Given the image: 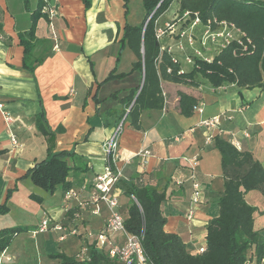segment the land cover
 Returning a JSON list of instances; mask_svg holds the SVG:
<instances>
[{"label": "crops", "instance_id": "1", "mask_svg": "<svg viewBox=\"0 0 264 264\" xmlns=\"http://www.w3.org/2000/svg\"><path fill=\"white\" fill-rule=\"evenodd\" d=\"M38 1L28 0L26 10L23 0H0V151H4L0 156V203L6 202L9 207L7 214L0 215V229L16 221L29 224V217L42 211L41 218H48L51 225L79 228V234L57 240L63 247L55 253L70 255L67 250L75 246L81 249L87 241L86 233L101 230L108 216L103 204L98 214L80 204L89 199L92 177L104 171L103 142L119 121L123 109L119 99L131 89H139L144 79L142 72L132 71L135 57L121 38L124 26L139 25L145 12L141 0H129L127 8L122 0H90L88 8L83 0H43V7L56 12L52 18L44 12L36 22L32 55L42 61L31 74L21 68L23 47L18 34L30 27ZM120 73L125 75L110 77ZM205 82L199 80L193 91L200 97L202 112L194 110L189 118L178 111L180 87L164 82V108L142 111L140 130L123 123L116 161L122 170L119 181L165 191L161 205L166 219L164 230L178 234L191 254L206 246L207 222L218 215V200L224 190L221 156L212 141L206 142L207 134L228 138L264 166V93L257 87L239 88L234 83L208 88ZM41 108L47 127L54 131L52 136H44L36 128L35 115ZM3 111L10 115L11 122L5 121ZM214 115L220 116L218 127L207 129L200 124L203 118ZM11 136L17 140L16 145ZM48 147L72 150L79 157L76 163L82 171L70 178L76 195L67 203L60 189L47 194L26 176L28 169L45 157ZM143 147L151 150L144 165L135 155ZM190 166L201 186L202 201L187 219L193 204ZM112 193L117 195L119 211L125 218L130 198L117 184ZM30 194L42 197L33 212ZM244 197L257 208L254 228L264 235V197L257 190L246 192ZM257 203L263 205L259 208ZM15 210L19 218L11 221L9 215ZM33 224L35 228L39 223ZM114 237L121 240L119 233ZM20 243L23 248L29 244ZM36 244L40 249L44 246L43 241ZM9 250L0 252V256ZM51 258L45 264H58V259Z\"/></svg>", "mask_w": 264, "mask_h": 264}, {"label": "trees", "instance_id": "2", "mask_svg": "<svg viewBox=\"0 0 264 264\" xmlns=\"http://www.w3.org/2000/svg\"><path fill=\"white\" fill-rule=\"evenodd\" d=\"M127 8L129 0H122ZM85 8L90 0H83ZM173 0H141L145 15L139 25L126 24L121 41L133 53L135 60L132 71L143 74L142 85L131 89L119 99L123 105L119 121L128 122L129 127L140 130V115L144 110H160L165 106L163 84L170 82L180 87L178 90V111L188 117L199 105L200 97L193 93L198 87V76H202L212 87L234 83L239 88H259L264 93V1L262 0H179L181 10L198 12L203 19L216 17L235 25L243 32L244 46L233 42L212 60L200 62L190 70L179 72V66L162 54L160 62L159 45L155 39L154 18L170 7ZM24 8L29 10L28 0H23ZM44 1L39 0L31 13L30 27L18 34L23 47L21 68L33 73L34 67L42 59L33 57L36 43L35 26L44 15ZM150 20L144 24L148 16ZM171 67V72L167 68ZM120 73L110 77H122ZM118 121V122H119ZM117 122V124H118ZM116 124V125H117ZM36 128L44 136L54 135L44 118L42 108L35 115ZM214 148L221 156V169L224 178V190L219 197L218 215L207 222L203 252L191 254L180 236L164 230L166 219L161 205L165 200V191L155 186L139 182L119 181L117 187L122 194L130 198L124 226L127 232L140 234L146 261L149 264H247L251 258L259 264L264 257V235L254 228V213L257 208L246 201L244 194L257 190L264 197V166L255 160L250 151L238 149L228 138L216 135L212 138ZM4 151H0V156ZM46 155L28 169L26 176L32 184L47 194L60 189L62 194L72 190L71 176L82 171L77 166L79 159L72 150L55 151L47 148ZM12 190L7 192L9 198ZM135 197V200L131 198ZM37 203L42 197L30 194ZM7 198V199H8ZM9 212L6 202L0 203V215ZM23 226H9L0 229V252L5 251L22 232ZM58 264H122L117 258L94 244H89L85 258H77L63 252L51 253Z\"/></svg>", "mask_w": 264, "mask_h": 264}, {"label": "built area", "instance_id": "3", "mask_svg": "<svg viewBox=\"0 0 264 264\" xmlns=\"http://www.w3.org/2000/svg\"><path fill=\"white\" fill-rule=\"evenodd\" d=\"M176 1L177 7L173 10L172 3ZM170 7L163 13L154 18L153 30L154 37L159 45L158 62L161 60L162 54L169 57L172 63L179 66V72H184L195 67L200 62H212L213 59L229 44L236 42L244 46L242 37L243 32L235 25L227 23L216 17L203 19L198 12L191 10H181L179 0H173ZM42 12L48 14L49 18L55 16V10L47 7L42 8ZM151 13L146 19L152 17ZM0 38L2 36L0 35ZM188 65L189 69L184 66ZM171 72V67L166 70ZM163 98L166 101V94L162 91ZM0 108L3 105L0 104ZM195 111L202 112V108L197 106ZM4 112V111H3ZM5 121L11 122V117L7 112L3 113ZM123 121V120H122ZM119 121L114 127L113 133L103 142V155L105 160V168L101 173H97L92 177L90 186L91 191L89 199L80 204V207L89 206L91 212L98 214L103 204L107 207L108 216L101 230L98 232L86 233V243L81 247L77 257L81 259L87 255L89 244H94L97 248L105 250L112 258H117L122 264H149L146 261L145 254L142 248L143 232L133 234L126 231L124 226V217L119 211V202L117 195L112 193L115 185L122 177L121 168L117 167L116 161L118 158V137L122 131L123 122ZM220 116L214 115L208 118H203L200 124L207 129L218 127ZM211 134H207L206 142L212 141ZM17 140L11 136L12 144L16 145ZM136 156L140 157L141 164H146L147 158L151 155V150L146 147L140 148ZM188 177L191 181V202L192 207L188 210L187 219H190L193 214V207L202 201V189L199 182L196 180V174L193 167H189ZM178 181V180H177ZM181 183V181H178ZM76 194L73 190H69L64 195L66 203ZM135 200V197L131 195ZM76 217L78 212L74 214ZM49 229L58 232L57 240L64 241L68 235L79 234L77 226L66 227L62 224L55 223L51 225V221L44 217L40 223L31 230V236L35 237L41 232H46ZM121 234V240H117L114 234ZM205 247H200L197 253L203 252ZM255 259L251 258L247 264H255ZM259 264H264V257Z\"/></svg>", "mask_w": 264, "mask_h": 264}, {"label": "rangeland", "instance_id": "4", "mask_svg": "<svg viewBox=\"0 0 264 264\" xmlns=\"http://www.w3.org/2000/svg\"><path fill=\"white\" fill-rule=\"evenodd\" d=\"M177 7V2L174 1L172 3L171 8L174 10ZM137 12L139 11V8L136 9ZM185 69H189L188 65L184 66ZM199 80L202 79L203 82L206 80L202 78V76L197 77ZM205 85L210 88L211 85L206 81ZM38 203L36 201L32 202V209H30L32 212L35 211L36 208H38ZM263 203L258 204L257 206L260 208ZM42 217V211H39L37 213L34 212L33 217H29V224H25V222L22 224L19 221H16L15 224H11L10 226H23L27 228V231H24L20 233L10 244L11 250L8 251L7 254H3L0 256V264H45L49 258V256L46 255L48 252H54L58 251L60 247H63L58 241H57V232L48 230L47 232H41L38 235H36V238L31 236V229H34L33 223H40ZM8 218V217H7ZM19 218V214L17 213V210L12 211V214L9 215V220L15 221ZM24 224V225H23ZM28 242L31 244V246L28 244L26 248H23L22 244L20 242ZM38 241H43L44 246L42 249L38 248V245L36 244ZM83 246V245H82ZM67 252L70 255L77 256L78 252H80V247L75 246L74 248H70L67 250ZM77 252V253H76ZM80 258V257H77ZM52 259V258H51Z\"/></svg>", "mask_w": 264, "mask_h": 264}, {"label": "water", "instance_id": "5", "mask_svg": "<svg viewBox=\"0 0 264 264\" xmlns=\"http://www.w3.org/2000/svg\"><path fill=\"white\" fill-rule=\"evenodd\" d=\"M144 27H145V24H144ZM143 81V80H142ZM141 85H142V83H141ZM141 87V86H140ZM140 89V88H139ZM139 89H138V91H139Z\"/></svg>", "mask_w": 264, "mask_h": 264}]
</instances>
